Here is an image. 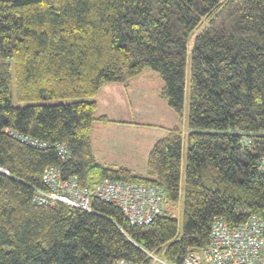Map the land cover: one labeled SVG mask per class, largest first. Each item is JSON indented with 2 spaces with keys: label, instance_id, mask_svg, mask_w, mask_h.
<instances>
[{
  "label": "trees",
  "instance_id": "trees-1",
  "mask_svg": "<svg viewBox=\"0 0 264 264\" xmlns=\"http://www.w3.org/2000/svg\"><path fill=\"white\" fill-rule=\"evenodd\" d=\"M146 68L176 114L186 88L189 100L187 132L175 125L153 143L144 176L99 162L91 132L109 121L98 90ZM4 127L63 142L70 159ZM47 166L79 185L155 184L160 213L130 224L109 202L36 204ZM0 167V264L138 263L146 251L178 263L208 243L215 217L264 220V0H0Z\"/></svg>",
  "mask_w": 264,
  "mask_h": 264
},
{
  "label": "built area",
  "instance_id": "built-area-1",
  "mask_svg": "<svg viewBox=\"0 0 264 264\" xmlns=\"http://www.w3.org/2000/svg\"><path fill=\"white\" fill-rule=\"evenodd\" d=\"M8 136L38 149L53 147L62 162L70 159L63 142L50 144L17 129L4 127ZM1 171H5L0 167ZM45 188L34 191L33 202L53 205L62 202L85 211H92V201L116 205L130 224H148L160 213L164 193L155 184L102 178L91 185H79L75 176L64 177L59 168L45 167L42 173ZM142 262L117 260L116 264H264V220L252 216L237 225H228L222 217L211 224L208 243L189 249L178 263L167 261L153 251H146Z\"/></svg>",
  "mask_w": 264,
  "mask_h": 264
},
{
  "label": "rangeland",
  "instance_id": "rangeland-1",
  "mask_svg": "<svg viewBox=\"0 0 264 264\" xmlns=\"http://www.w3.org/2000/svg\"><path fill=\"white\" fill-rule=\"evenodd\" d=\"M192 39L193 37L190 38L189 46H191ZM145 71H149V73L143 74V77L145 78V81H143L145 83L143 84L147 86H143L142 90H139V86H136V89L134 87V90L132 92H129L128 96L124 91L122 94L119 92L118 96H120L122 100L124 99L122 102L120 97L116 95L114 97V94L104 91V88H101L100 93L97 96L98 109L96 111V114H106L110 119L115 120H121L123 118L130 117L134 119L135 122L139 123L133 125H125V128L123 129L115 128L113 126H110L111 124H107L105 128L102 126L99 127V129L95 130V144L99 142V138L101 137L107 138L108 140L104 143L106 147L107 158L101 159L103 158L102 154L105 152L104 147L103 153L100 149H97L98 158H100V160H102L103 162H107V159L110 160V158L112 157L110 153L111 150L119 149L120 151L124 152L123 143L125 141V151H127V153L123 155L124 161L122 162L123 164L130 166L134 171L138 170L137 167L140 171H142V169H146V148L148 147L149 150V148L152 147L153 143L158 138L165 135L166 128H172L177 125L178 127H180L181 132H187L188 129L186 124V114L189 93L187 88L184 98L182 116H179L170 107H168L166 102L160 97L159 91L163 85V82L159 75L147 68L144 69L143 72ZM148 77L150 80L146 79ZM128 97L130 98V100L133 99L132 105L128 103ZM74 100L75 99L73 98H66L47 100L46 102H72ZM98 121L99 120L95 122L101 123ZM113 155L114 157H117L115 153ZM141 175L146 176V174ZM170 211L173 212L179 220L178 229L181 230L180 204L178 203L174 207L171 206Z\"/></svg>",
  "mask_w": 264,
  "mask_h": 264
},
{
  "label": "crops",
  "instance_id": "crops-1",
  "mask_svg": "<svg viewBox=\"0 0 264 264\" xmlns=\"http://www.w3.org/2000/svg\"><path fill=\"white\" fill-rule=\"evenodd\" d=\"M142 72L138 76H136V77H134V78H132V79L124 82V83H122V82L105 83L101 88H104V91H106L108 93L114 94V97H115V95L118 96L119 95V92L122 94L123 91L128 96L129 95V92H132L134 90V87L136 89V86H139L140 87L139 90H142L143 86H145L143 84V83H145V82H143V81H145V78L143 77V74H145V73L147 74V73H149V71H145L143 73ZM149 77L146 78V79L147 80H150ZM101 88L98 90V92L96 93L95 98H94L96 100V105H97L96 106V111L98 109V97L97 96L99 95ZM118 97H120V96H118ZM109 98H113V97H109ZM120 99H121V102L124 100V99L122 100L121 97H120ZM127 100H128V103H130V105H132L133 99L130 100V98L128 97ZM129 107H131V106H129ZM121 110H123V109H121ZM96 115L97 116L105 115L109 119V121L108 122L98 121V122H101V123L94 122L93 125H92L91 145H92V150H93L94 156L96 157V159L99 162H101L102 164H104L106 166H111V167L124 166V167H127V168H129V169L132 170V168L130 166H127V165L123 164V162H122V161H124L123 155L127 153V151H125V147H126L125 141L123 143V145H124V148H123L124 152L120 151L119 149L118 150H116V149L111 150L110 153H111V156L112 157L110 158V160L107 159V162H103L102 160H100V158H98L97 149H100L102 151V153H103V147L105 148V152L102 154V157L103 158H101V159H106L107 158L106 157V147H105V144L104 143L106 141H108V140H107V138H102L101 137V138H99L100 139L99 142L96 141L99 144L98 143L95 144V139H94V137H95V130L99 129V127H102V126L105 128L107 126V124H111L110 126H113L115 128H121V129H123V128H125V125H133V124H139V123L135 122L134 119H132L130 117L123 118L121 120H115V119H110L109 116L106 115V114H100V115L96 114ZM124 115H126V114H124ZM167 129L168 128H166V131H167ZM150 149L151 148H149V150ZM149 150H148V147H147L146 148V155H148ZM114 153L116 154L117 157H114V155H113ZM137 169H138L137 171L132 170V172L138 173V174L139 173L146 174V169L145 170L142 169V171H140L138 167H137Z\"/></svg>",
  "mask_w": 264,
  "mask_h": 264
}]
</instances>
